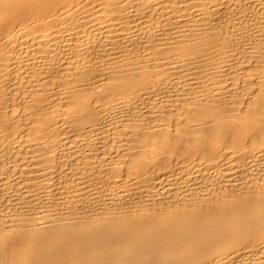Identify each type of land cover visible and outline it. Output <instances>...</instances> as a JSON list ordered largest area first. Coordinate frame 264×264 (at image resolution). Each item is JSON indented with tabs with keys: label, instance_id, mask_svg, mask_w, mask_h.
<instances>
[{
	"label": "bare ground",
	"instance_id": "bare-ground-1",
	"mask_svg": "<svg viewBox=\"0 0 264 264\" xmlns=\"http://www.w3.org/2000/svg\"><path fill=\"white\" fill-rule=\"evenodd\" d=\"M0 264H264V0H0Z\"/></svg>",
	"mask_w": 264,
	"mask_h": 264
}]
</instances>
